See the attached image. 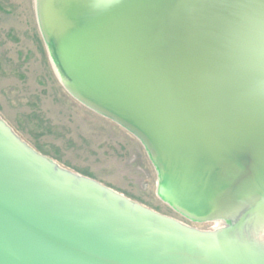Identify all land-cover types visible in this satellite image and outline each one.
Returning <instances> with one entry per match:
<instances>
[{"label": "water", "instance_id": "1", "mask_svg": "<svg viewBox=\"0 0 264 264\" xmlns=\"http://www.w3.org/2000/svg\"><path fill=\"white\" fill-rule=\"evenodd\" d=\"M38 18L66 90L143 143L174 211L230 225L149 210L0 118V264H264V0H39Z\"/></svg>", "mask_w": 264, "mask_h": 264}, {"label": "rangeland", "instance_id": "2", "mask_svg": "<svg viewBox=\"0 0 264 264\" xmlns=\"http://www.w3.org/2000/svg\"><path fill=\"white\" fill-rule=\"evenodd\" d=\"M0 118L65 170L199 231L219 227L191 222L163 203L158 173L143 143L65 89L41 33L35 0H0Z\"/></svg>", "mask_w": 264, "mask_h": 264}, {"label": "bare ground", "instance_id": "3", "mask_svg": "<svg viewBox=\"0 0 264 264\" xmlns=\"http://www.w3.org/2000/svg\"><path fill=\"white\" fill-rule=\"evenodd\" d=\"M38 2L39 0H35V6H36V13H37V18H38ZM38 23H39V18H38ZM39 27H40V24H39ZM50 55H51V58H52V53H51V50H50ZM53 61V60H52ZM55 70H56V73L58 75V78L60 80V82L63 84V86L65 87L66 89V84H65V80L63 79V76L61 75L60 73V70L58 68V66H55ZM58 165V164H57ZM59 166V165H58ZM157 172H158V177H161V174L159 172V169L156 168ZM162 178V177H161ZM161 179H159V182H158V187H157V194H158V197L159 199L165 203L166 205H168L170 208H172L173 210H177L179 212H181L180 210H178L176 207H174L168 200L167 198L163 195V182L160 181ZM160 195V196H159ZM183 215L187 216L190 218V221L191 222H194V223H204L205 221L204 220H197V219H194L192 217H190L189 215H187L186 213L182 212ZM206 222H209V221H206ZM210 222H216L217 224H219V227L216 228V231H221V230H224L226 229L229 225H230V221H227V220H211ZM182 223V222H181ZM184 224V223H183ZM186 225V224H185ZM188 226V225H187ZM250 234H251V238L252 240L257 243V244H262L264 245V223L263 224H257V223H254L251 225V228L249 230Z\"/></svg>", "mask_w": 264, "mask_h": 264}]
</instances>
